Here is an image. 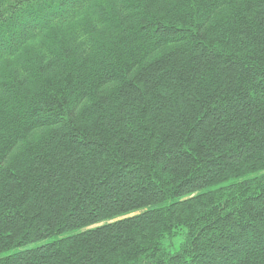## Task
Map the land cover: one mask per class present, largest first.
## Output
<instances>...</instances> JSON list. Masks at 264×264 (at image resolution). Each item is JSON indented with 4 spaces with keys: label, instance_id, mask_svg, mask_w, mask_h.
<instances>
[{
    "label": "trees",
    "instance_id": "trees-1",
    "mask_svg": "<svg viewBox=\"0 0 264 264\" xmlns=\"http://www.w3.org/2000/svg\"><path fill=\"white\" fill-rule=\"evenodd\" d=\"M0 264H264V0H0Z\"/></svg>",
    "mask_w": 264,
    "mask_h": 264
}]
</instances>
